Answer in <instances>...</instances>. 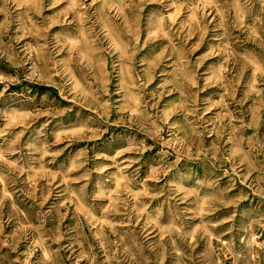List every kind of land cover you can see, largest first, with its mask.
<instances>
[{
	"label": "rangeland",
	"instance_id": "rangeland-1",
	"mask_svg": "<svg viewBox=\"0 0 264 264\" xmlns=\"http://www.w3.org/2000/svg\"><path fill=\"white\" fill-rule=\"evenodd\" d=\"M0 264H264V0H0Z\"/></svg>",
	"mask_w": 264,
	"mask_h": 264
}]
</instances>
